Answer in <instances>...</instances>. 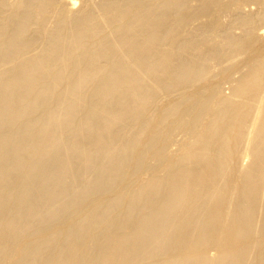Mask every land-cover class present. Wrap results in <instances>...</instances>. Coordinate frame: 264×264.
<instances>
[{
	"label": "bare ground",
	"instance_id": "6f19581e",
	"mask_svg": "<svg viewBox=\"0 0 264 264\" xmlns=\"http://www.w3.org/2000/svg\"><path fill=\"white\" fill-rule=\"evenodd\" d=\"M80 1L0 0V264H264V0Z\"/></svg>",
	"mask_w": 264,
	"mask_h": 264
},
{
	"label": "rangeland",
	"instance_id": "374dc122",
	"mask_svg": "<svg viewBox=\"0 0 264 264\" xmlns=\"http://www.w3.org/2000/svg\"><path fill=\"white\" fill-rule=\"evenodd\" d=\"M66 1H67V0H66ZM68 1H69V0H68ZM73 1H74V3H78L77 6L81 4V1H80V0H78V2H76L77 0H73ZM79 2H80V4H79Z\"/></svg>",
	"mask_w": 264,
	"mask_h": 264
}]
</instances>
